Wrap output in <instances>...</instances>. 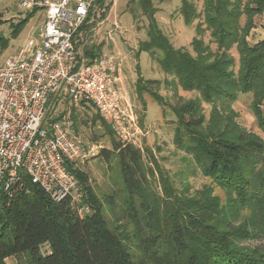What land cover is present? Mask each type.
I'll return each mask as SVG.
<instances>
[{
  "label": "trees",
  "instance_id": "16d2710c",
  "mask_svg": "<svg viewBox=\"0 0 264 264\" xmlns=\"http://www.w3.org/2000/svg\"><path fill=\"white\" fill-rule=\"evenodd\" d=\"M129 4L138 6L147 21V40L139 45L137 57L147 53L175 87L198 95L179 98L172 108L173 143L209 179V186L192 196L177 192L148 148L146 162L140 149L114 139L109 122L81 100V110L93 108L110 137L111 148L100 149L95 158L116 160L126 193V221L111 223L87 176L69 165L82 193L81 204L89 207L90 214L80 216L67 200L53 202L39 187L28 185L27 193L18 194L0 214V264L20 255L29 264H264V248L247 246L264 240V141L242 129L231 110L240 95L250 94L251 112L264 134V39L253 45L247 41L255 29L254 19L264 16V0H202L201 11L181 0L184 24L198 20L190 43L193 55L174 48L161 34L151 0ZM110 6L111 0H93L74 39L86 63L102 56L101 45L87 47L83 42ZM35 13L10 25V38L0 36V52ZM202 28L209 32L214 52L198 38ZM233 48L238 54L236 70L229 54ZM145 84L153 81L138 76L134 89L140 99L149 91ZM156 101L162 104L161 99ZM59 103L66 105L69 98L61 94L48 101L49 123L64 117V112L54 113ZM201 103L211 107L207 118ZM76 111L70 106L74 132ZM156 180L161 195L154 189ZM214 188L222 191L223 200L214 195ZM112 200H107L110 206ZM44 246L46 254L41 252Z\"/></svg>",
  "mask_w": 264,
  "mask_h": 264
},
{
  "label": "built area",
  "instance_id": "2783aa9c",
  "mask_svg": "<svg viewBox=\"0 0 264 264\" xmlns=\"http://www.w3.org/2000/svg\"><path fill=\"white\" fill-rule=\"evenodd\" d=\"M93 0H18L26 11L42 14V22L25 45L0 65V214L18 194L35 185L53 202L67 200L80 216L90 214L81 204L75 177L68 171L98 154L84 144L69 117L49 123L50 96L65 94L81 110L87 101L109 122L122 142L131 140L133 107L115 88L113 56L86 63L74 39L88 17Z\"/></svg>",
  "mask_w": 264,
  "mask_h": 264
},
{
  "label": "rangeland",
  "instance_id": "374dc122",
  "mask_svg": "<svg viewBox=\"0 0 264 264\" xmlns=\"http://www.w3.org/2000/svg\"><path fill=\"white\" fill-rule=\"evenodd\" d=\"M129 1L111 0L106 17L93 26L92 32L84 38L83 45L87 47L101 45L100 55L113 56L119 66L115 88L132 105L136 124L132 128L135 131L132 132L129 143L140 149L146 162H148V156L145 148H148L159 167L164 171L172 188L177 192L192 196L204 186H209L210 181L201 175L191 158L178 150L173 143L176 116L172 108L176 105L177 99H194L198 95L195 92H184L178 86L175 87L172 81L170 82L171 78H166L160 70L156 59L151 58L147 53L142 52L137 57L139 45L147 40V21L141 15L138 6L129 4ZM187 1L197 11L202 10V0ZM151 2L156 9L155 20L161 34L174 48L184 49L193 55L190 43L196 37L195 28L198 20L189 26L184 24L179 12L181 0H151ZM26 13L29 11L22 9L18 0H0V36L10 38V25L16 24ZM41 22V12L35 13L18 36L10 39L8 48L0 52V65L7 57L14 55L23 47L29 38H35ZM254 24L255 29L247 38L250 45L264 39V16L256 17ZM199 35L198 38L214 52L215 44L211 41L209 32L202 28ZM80 50L79 48L78 51L81 53ZM229 54L235 60L236 70L238 54L234 48ZM157 56L160 57V54L157 53ZM136 66H138L139 74ZM138 76L144 82L153 81V84H145L149 91L143 93L141 99L137 97L134 89ZM165 79L168 81L167 84L164 82ZM54 97L50 96L49 100H53ZM157 99H161L162 104L157 102ZM144 105L145 110L142 108ZM250 106L251 95L244 94L240 95L231 105V110L236 114V122L242 129L257 135L264 141V134L258 128ZM201 109L207 118L211 107L201 103ZM261 109L264 110V103ZM63 112L65 118L70 116L69 103L66 105L59 103L54 110L56 115ZM75 116V132L84 144L97 145L98 153L102 148H111L110 137L105 135L99 120H96L98 115L93 108L78 110ZM113 138L118 140L116 136ZM78 169L87 176L95 194L101 199L107 219L111 223L116 220L126 221L123 219L126 213L124 206L126 193L116 160L112 158L109 162H105L94 157ZM154 189L158 195L162 194L157 180L154 183ZM213 193L221 200L224 199L220 189L214 188ZM108 198L113 199L111 206L107 203ZM247 246L264 248V240L248 242ZM41 252L46 254L47 247H42ZM3 264H29V262L25 255H20L7 258Z\"/></svg>",
  "mask_w": 264,
  "mask_h": 264
},
{
  "label": "crops",
  "instance_id": "0c3cea01",
  "mask_svg": "<svg viewBox=\"0 0 264 264\" xmlns=\"http://www.w3.org/2000/svg\"><path fill=\"white\" fill-rule=\"evenodd\" d=\"M118 79V78H117Z\"/></svg>",
  "mask_w": 264,
  "mask_h": 264
}]
</instances>
